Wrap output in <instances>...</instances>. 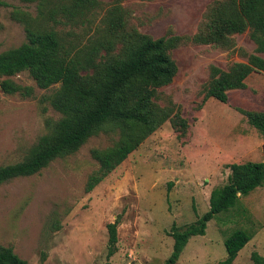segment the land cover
<instances>
[{
	"label": "rangeland",
	"instance_id": "obj_1",
	"mask_svg": "<svg viewBox=\"0 0 264 264\" xmlns=\"http://www.w3.org/2000/svg\"><path fill=\"white\" fill-rule=\"evenodd\" d=\"M0 52L26 40V23L38 24L35 2L0 0ZM93 25L115 0H99ZM212 0H119L129 25L152 38L192 34ZM31 26V25H27ZM50 22L47 27H51ZM33 27V26H32ZM58 33L88 35L85 27L53 26ZM228 48L184 44L169 53L176 65L160 88L187 121L183 135L165 121L91 190L87 176L97 168L92 148L108 146L115 134L89 136L74 152L51 160L38 172L0 183V245L27 264H162L172 251L171 228L183 229L208 208V194L226 182L228 165L264 162V133L250 126L238 108L264 112V72H250L243 88L226 92L225 102L201 99L208 66L225 69L256 53L247 32L231 35ZM9 79L29 86L21 96L0 90V165L22 159L45 122L59 114L46 97L57 86L39 88L20 71ZM0 78V79H1ZM116 242L107 256L106 224L114 219ZM235 229L251 236L230 264H253L264 257V183L239 195L235 205L214 214L203 234L192 235L172 264H216L225 257L223 239Z\"/></svg>",
	"mask_w": 264,
	"mask_h": 264
},
{
	"label": "trees",
	"instance_id": "obj_2",
	"mask_svg": "<svg viewBox=\"0 0 264 264\" xmlns=\"http://www.w3.org/2000/svg\"><path fill=\"white\" fill-rule=\"evenodd\" d=\"M35 2L38 24L24 26L26 40L0 52V78L26 71L39 88L57 86L46 97L59 116L45 122L40 134L19 161L0 165V183L38 172L51 160L74 152L89 136L99 132L115 134L108 146L92 148L90 156L97 168L86 178L84 190H91L131 151L165 121L183 135L187 121L170 96L158 88L167 85L176 72L169 51L179 45L195 44L228 48L231 35L247 32L256 53H264V0H212L204 8L192 34H168L152 38L129 25L126 11L115 0L97 25H93L99 0H20ZM4 2L0 1V5ZM50 22L51 27H47ZM83 26L88 35L58 33L53 26ZM33 26V27H32ZM252 71L264 72V59L255 53L244 62L225 69L208 66L207 79L200 85V106L206 98L225 102L226 92L243 88ZM0 90L28 96L31 88L1 78ZM247 123L264 133V112L238 108ZM264 153V142L261 144ZM226 182L208 194V208L193 223L177 230L172 227V251L162 264H172L192 235L203 234L206 222L216 213L235 205L264 183V162L244 161L228 165ZM117 218L106 224L107 251L115 250ZM250 234L235 229L223 239L225 257L216 264H230ZM253 264L264 257L252 252ZM0 264H27L10 246L0 245Z\"/></svg>",
	"mask_w": 264,
	"mask_h": 264
}]
</instances>
